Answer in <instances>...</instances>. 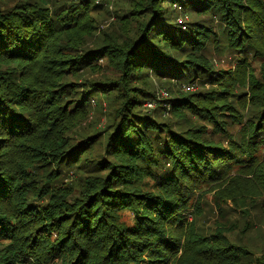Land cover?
<instances>
[{"label":"trees","instance_id":"1","mask_svg":"<svg viewBox=\"0 0 264 264\" xmlns=\"http://www.w3.org/2000/svg\"><path fill=\"white\" fill-rule=\"evenodd\" d=\"M166 3L192 12H221L228 38L219 51L228 46L238 54L233 70L216 80L218 89L191 94L172 106L184 117L186 111L203 116L211 129H188L182 135L170 127L163 131L161 122L141 111L143 101L156 93L130 87L133 77L148 85L150 74L192 83L199 73L213 77L205 67L200 26L172 22ZM126 4L129 10L122 8L116 20L124 34L117 31L112 39L114 30H107L96 48L82 47L99 30L97 14L105 8L90 0L57 18L37 3L0 14V61L17 64L0 73V264H264V258L229 243L221 231L211 237L196 232L198 220L208 218L205 195L213 194L216 213L224 200L264 198V155H259L264 147V0ZM130 20L135 31L128 27ZM79 58L91 62L87 67L106 58L122 73L121 81L111 89L113 83H94L83 98L66 100L63 79ZM251 59L259 65L253 67ZM243 88L246 95L235 93ZM93 90L118 91L123 102L105 132L107 158L98 166L110 172L98 183L89 181L84 197L72 201L71 189L51 181L62 164L82 170L78 163L86 148H71L66 135L88 119ZM234 98L242 109L249 104L259 109L238 137L221 119L243 122ZM216 134L219 141L212 139ZM222 138L229 139L226 145ZM158 172L154 188H142L145 176ZM32 196L49 198L35 206ZM123 210L133 215L128 224L122 221Z\"/></svg>","mask_w":264,"mask_h":264},{"label":"rangeland","instance_id":"2","mask_svg":"<svg viewBox=\"0 0 264 264\" xmlns=\"http://www.w3.org/2000/svg\"><path fill=\"white\" fill-rule=\"evenodd\" d=\"M79 1L81 0H0V14L22 8L26 3H37L41 7L49 9L50 17L57 18L63 10L72 7ZM90 2H93L94 6H97L99 9L104 7V12L106 14L104 12L97 14L99 25L102 24L94 37L82 48H96L98 45L100 46L104 41L105 31L107 30H114L112 39L116 37L115 33L117 31H120L123 35L124 30L120 29V25H118L116 21L117 14L120 13L122 8L129 10L126 0H90ZM166 6L167 7L164 6V8L169 14H172V22L177 21L184 26L189 24L191 26H200L202 35L199 38L204 40V46L207 49V55L204 53L205 67L209 72L213 73V77H208L207 73H199L198 75L200 77L195 78V81L192 83L187 80V78L175 81L176 79L171 80V77L157 78L153 74H150V79L147 80L148 85L139 82V78L133 77L130 87L139 86L141 89L151 91L154 94L156 93L151 98L143 101L144 104L142 105L141 111H148L147 114L149 117L161 122L160 126L163 128V131L169 132L168 128L170 127L172 132L182 135L188 129L191 130L201 127L211 129V127L205 123L203 116L186 111V116L184 117L182 113L179 114L172 106L177 105L178 101L182 98H190L191 94L199 92L206 94L212 92L214 88L218 89V87H216V80L220 79L221 74H226V71L233 70V66L239 61L238 54L230 50L228 46L223 47L219 51L222 39L227 41L228 38L226 32V29H228L227 24H225V21L221 18V12L209 10L199 13L189 11L187 7L186 9L178 8V4L171 6L169 3H166ZM130 21H133V24H129L128 27L133 28V31H135L137 25L134 23V20ZM111 25L117 27L114 28ZM215 41L217 42L214 44ZM230 48L232 47L230 46ZM81 54L82 50L75 53V57L77 58ZM87 61L91 63L89 60ZM87 61L80 58L76 60V66L73 72L63 79L64 84L67 85L66 90L69 96L66 100H78L83 98L91 89H94L92 88L94 83H113L112 86H109L111 89L112 87H116L118 85L117 83L121 81L122 73L115 67L109 66L110 64L106 58H101L99 62L95 63L96 65L94 67H87ZM81 62L82 66L80 64ZM250 62L253 67L259 65L257 60L251 59ZM16 66L17 64L15 63L9 64L0 61V73L3 74L10 69H14ZM256 72L259 73L258 68ZM187 83H190L193 87L191 90L184 88V85H188ZM93 91L96 92V90ZM235 93L237 95H244L246 89H237ZM117 94L120 95L118 91L109 94L96 92L95 96H89L92 104L88 106V119L75 126L66 135V142L71 148L79 145L86 148L82 150L83 155L81 157L78 156L80 157L78 165L82 164V170L62 164L56 168L55 173L58 174V176L56 177L57 179L52 180L51 183L54 181L56 183L52 185H59L71 189L72 194L70 200L72 201L84 197V194L88 191L89 181L92 180L98 183L99 180L107 176L110 172V170H101L98 166L102 158H107L105 147L108 134H105V132L113 123L116 109L123 103L120 97H117ZM233 101L232 104L234 103L236 107L240 108L239 104L236 102V98H234ZM240 111L244 116L242 123L233 121L228 116L221 118L222 121H226V129L234 135L233 137L241 135L240 133L243 132L242 126L247 120H255L259 116V109L250 104L244 109L240 108ZM219 136L216 134L212 139L219 141ZM91 138L95 139L97 143H93ZM228 140L229 139L225 140V138L221 139L225 145ZM92 144L94 147L87 155L84 152L89 148V145L91 146ZM76 154L77 150H74L69 158L72 159ZM259 155H264L263 146L259 147ZM161 174V172H158L157 176L152 178L148 175L145 176L142 188L153 189L157 182V177ZM48 198L49 196H32L30 197V203L38 206L43 204L44 201L47 202ZM204 198L205 204L203 206L206 207L208 218L205 219V217H203L198 220L196 232L202 237H211L214 231H221L223 235L227 237L229 243L244 247L248 251L253 252L256 256H254L255 258H264V207H262L264 198L255 196L253 201L239 200L237 203L226 200L227 204H224V202H226L224 200L221 202L223 203L221 210L218 209L217 213V205L214 202L213 194H207ZM192 212L193 209L187 212V219L189 221L194 218ZM123 213L122 221L126 224L130 223L131 217L133 216L132 213L128 210H123ZM1 249L2 244H0V250ZM249 259H251V257H249Z\"/></svg>","mask_w":264,"mask_h":264},{"label":"built area","instance_id":"3","mask_svg":"<svg viewBox=\"0 0 264 264\" xmlns=\"http://www.w3.org/2000/svg\"><path fill=\"white\" fill-rule=\"evenodd\" d=\"M188 85H184V88L191 90L193 87L190 85V83H187Z\"/></svg>","mask_w":264,"mask_h":264}]
</instances>
